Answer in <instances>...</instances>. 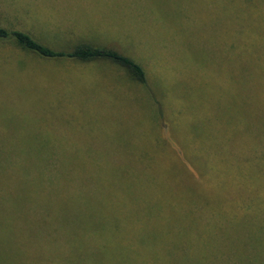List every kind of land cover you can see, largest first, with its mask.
<instances>
[{
  "label": "rangeland",
  "instance_id": "1",
  "mask_svg": "<svg viewBox=\"0 0 264 264\" xmlns=\"http://www.w3.org/2000/svg\"><path fill=\"white\" fill-rule=\"evenodd\" d=\"M226 5L0 0V27L67 52L80 43L112 49L141 65L150 87L117 63L43 59L0 42V143L56 146L64 160L71 154L90 162L107 159L93 177L97 190L115 183L109 161L138 163L121 167L129 176L115 187L127 205L136 193L173 194L169 187L181 168L177 145L193 151L217 143L207 131L223 119L231 123L239 109V34Z\"/></svg>",
  "mask_w": 264,
  "mask_h": 264
},
{
  "label": "trees",
  "instance_id": "2",
  "mask_svg": "<svg viewBox=\"0 0 264 264\" xmlns=\"http://www.w3.org/2000/svg\"><path fill=\"white\" fill-rule=\"evenodd\" d=\"M225 1L239 34L240 96L231 123L207 131L217 143L177 145L173 194L136 193L132 207L115 187L129 176L121 167L138 163L109 161L115 183L97 190L107 159L0 143V264H264V0ZM0 42L43 59L117 63L150 90L143 67L112 49L57 50L3 27Z\"/></svg>",
  "mask_w": 264,
  "mask_h": 264
}]
</instances>
